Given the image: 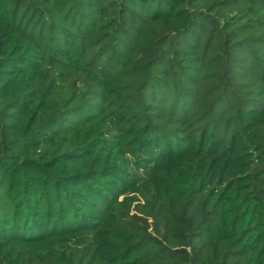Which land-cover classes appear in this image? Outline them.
I'll return each instance as SVG.
<instances>
[{
  "label": "trees",
  "instance_id": "trees-1",
  "mask_svg": "<svg viewBox=\"0 0 264 264\" xmlns=\"http://www.w3.org/2000/svg\"><path fill=\"white\" fill-rule=\"evenodd\" d=\"M0 264H264V0H0Z\"/></svg>",
  "mask_w": 264,
  "mask_h": 264
}]
</instances>
